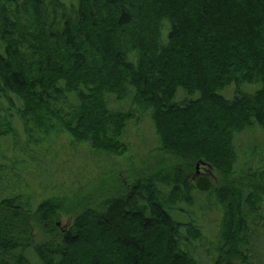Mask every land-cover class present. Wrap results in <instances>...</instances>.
<instances>
[{"label":"trees","instance_id":"trees-1","mask_svg":"<svg viewBox=\"0 0 264 264\" xmlns=\"http://www.w3.org/2000/svg\"><path fill=\"white\" fill-rule=\"evenodd\" d=\"M138 109L181 163L83 179L78 146L120 163ZM256 127L264 0H0V139L24 140L0 155V264H264V153L243 168L234 144ZM205 195L223 217L202 257L196 219L174 213Z\"/></svg>","mask_w":264,"mask_h":264},{"label":"rangeland","instance_id":"rangeland-1","mask_svg":"<svg viewBox=\"0 0 264 264\" xmlns=\"http://www.w3.org/2000/svg\"><path fill=\"white\" fill-rule=\"evenodd\" d=\"M258 88L259 85L243 84L240 86L239 90L242 92L254 93ZM236 92L237 86L231 85L221 91L220 94L227 99H231L235 96ZM179 93H182V90H180ZM113 106L122 108L118 103H115L112 105V107ZM138 112L139 115L128 123L124 141L129 144L130 151L123 159H118L120 163L110 165L103 163V161H101V155L98 153L96 155L88 143L78 146L79 151L77 152V155L80 159L85 160V168L87 170L85 171V174L81 175L83 179L85 178V180H89L92 178H99L105 174L114 175L116 171H121V178L124 179V181L132 183L138 177L147 176L163 169L168 171L171 167L181 163L171 154L156 151L157 147L159 146V142L151 116L149 113V115H144L140 109H138ZM234 140L236 152L238 153L240 159V164L242 163L241 167H246V165L249 162L251 163L253 160L255 164L259 162L262 164L261 159L259 161L260 157L258 159L255 158L257 160L253 159L252 157L254 151H257L258 155L261 154L260 156H262V153H264V130L262 128L256 127L255 129L237 133ZM15 146L23 148L24 140L22 138L20 139L19 137H7L5 139H0V155H3L11 148H15ZM58 147L59 149L56 150L55 148V151L48 154L44 164L37 165L34 163V166L32 167L35 169V175H38L40 178H42L41 176L47 171L46 165H49L47 160L49 159V162L53 163L58 153L61 154L65 152L60 145ZM254 148L256 149L254 150ZM94 154L96 155L95 158ZM72 155L74 154H70V157H72ZM57 167L58 166L56 164H54V166H50V176L56 175L59 172ZM64 172V175H68L70 179L72 178L73 174L71 173V168L69 165L64 166ZM199 172L207 173V167L201 166ZM195 198L196 203L193 207H188L182 204L179 206V212L175 211L174 214H176L175 217L181 222H187L193 218L196 219V224L200 227L203 233V239L196 242V245L200 247L199 252L201 253V256L204 257L206 256L205 250L211 247L209 246V242L214 243L215 241L217 243L218 229L220 227L223 215L219 209V205L217 204L215 196L209 197L205 195L203 199L202 197L200 199L199 196H195ZM69 221L70 219L68 217L63 218L61 224L66 226Z\"/></svg>","mask_w":264,"mask_h":264},{"label":"water","instance_id":"water-1","mask_svg":"<svg viewBox=\"0 0 264 264\" xmlns=\"http://www.w3.org/2000/svg\"><path fill=\"white\" fill-rule=\"evenodd\" d=\"M200 166H201V162L197 163V166H196V168H197V174L199 173ZM58 224H59V226L61 225V223H58Z\"/></svg>","mask_w":264,"mask_h":264}]
</instances>
